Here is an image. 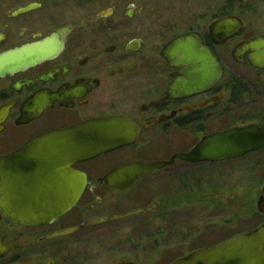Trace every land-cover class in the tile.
Masks as SVG:
<instances>
[{
  "label": "flooded vegetation",
  "instance_id": "af4514ba",
  "mask_svg": "<svg viewBox=\"0 0 264 264\" xmlns=\"http://www.w3.org/2000/svg\"><path fill=\"white\" fill-rule=\"evenodd\" d=\"M91 3L0 0V159L46 140L41 150L50 153L42 157V175L54 184V199L76 200L50 223L22 225L5 216L0 194V264H171L198 250L170 255L176 243L187 242L190 230L221 226V190L204 178L203 168L259 152L218 162L176 158L204 137L250 125L264 128V107L257 122L239 124L232 115L243 97L264 98V86L257 91L233 76L223 82L227 71L218 52L234 42V64L264 72L247 55L238 62L232 58L238 45L264 32H255L237 11L209 24L225 17L240 21V32L224 45L212 42L209 25L188 31L201 35L224 70L213 88L190 96L174 90L178 70L161 56L178 35L161 45V36L142 32L140 24L121 18L108 23L115 6L109 17L95 21L104 10L93 16ZM29 6L34 8L18 13ZM61 143L67 151L98 154L62 158ZM15 163L7 164L11 176L18 174ZM155 163L168 164L133 184L141 165ZM194 210L199 215H191ZM211 237L214 244L202 248L232 238Z\"/></svg>",
  "mask_w": 264,
  "mask_h": 264
},
{
  "label": "water",
  "instance_id": "95a60500",
  "mask_svg": "<svg viewBox=\"0 0 264 264\" xmlns=\"http://www.w3.org/2000/svg\"><path fill=\"white\" fill-rule=\"evenodd\" d=\"M33 8L34 6H29L20 9L18 13ZM111 14V9L101 11L95 21ZM126 16L132 17L130 13ZM240 29L241 23L237 18L225 17L209 25V35L215 45L221 46L237 36ZM242 55H247V61L253 68L264 70V37L241 43L232 52V58L236 62ZM161 56L171 68L178 70L177 78L173 82L177 93H189L191 96L206 92L223 76V67L212 51L204 45L201 35L196 32L184 33L168 41L161 49ZM45 144H48L47 141L39 138L14 155L0 159L1 205L5 216L15 223H50L76 201L54 199V184L42 175V157L50 153L41 150ZM59 146L62 148V158L98 154L67 151L70 147L65 143ZM263 149L264 128L250 125L204 137L189 153L177 155L176 158L188 163L218 162L240 158ZM11 161L17 162L13 168L18 174L14 176L9 175L7 170V164ZM167 164L141 165L139 174L134 175L133 184L141 175ZM64 188L65 186L63 190ZM256 210L264 216V183L256 202ZM171 264H264V224L249 233L239 234L214 246L193 251Z\"/></svg>",
  "mask_w": 264,
  "mask_h": 264
},
{
  "label": "rangeland",
  "instance_id": "374dc122",
  "mask_svg": "<svg viewBox=\"0 0 264 264\" xmlns=\"http://www.w3.org/2000/svg\"><path fill=\"white\" fill-rule=\"evenodd\" d=\"M113 6L116 11L108 23H115V18H121V22H129L132 26L140 24L142 32L160 35L161 45L170 38L188 31H204L214 18L236 11L248 24H252L255 32H264V0H92L88 9L94 16L99 11ZM60 7L63 10L65 6ZM244 8L249 9L251 13H245L242 10ZM80 12L81 10H78L76 13L77 17L81 16ZM128 13L132 15L131 20L127 19ZM233 44L234 42H229L218 50L223 54L227 71L223 82L233 76L261 91L264 86V72L258 73L235 65L230 57ZM245 97L238 102V109L232 115H236L235 119L239 124L246 119L249 122L252 119L257 122L256 120L262 117L263 95L253 93L249 98ZM203 170L204 178L212 180L214 186L221 190V226L215 231L212 228H202L200 233L198 229H193V232L190 230L189 237L185 238L186 243H176L173 252L167 249L174 259L181 254L214 244L210 241L213 235L223 240L250 232L264 224V218L256 210V202L264 183V151L248 155L234 164L204 167ZM231 194L235 195L234 198ZM190 213L199 215L197 210ZM207 214L208 212L206 217Z\"/></svg>",
  "mask_w": 264,
  "mask_h": 264
}]
</instances>
